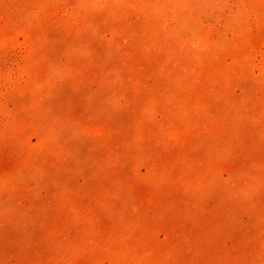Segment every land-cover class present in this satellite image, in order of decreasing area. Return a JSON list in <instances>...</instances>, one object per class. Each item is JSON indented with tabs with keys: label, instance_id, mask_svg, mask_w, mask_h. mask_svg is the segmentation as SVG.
<instances>
[{
	"label": "rangeland",
	"instance_id": "374dc122",
	"mask_svg": "<svg viewBox=\"0 0 264 264\" xmlns=\"http://www.w3.org/2000/svg\"><path fill=\"white\" fill-rule=\"evenodd\" d=\"M0 264H264V0H0Z\"/></svg>",
	"mask_w": 264,
	"mask_h": 264
}]
</instances>
